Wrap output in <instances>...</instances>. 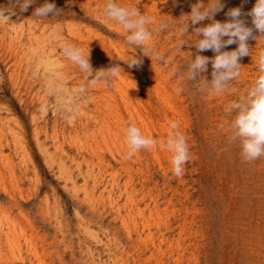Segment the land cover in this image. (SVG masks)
Instances as JSON below:
<instances>
[{
    "label": "rangeland",
    "instance_id": "rangeland-1",
    "mask_svg": "<svg viewBox=\"0 0 264 264\" xmlns=\"http://www.w3.org/2000/svg\"><path fill=\"white\" fill-rule=\"evenodd\" d=\"M47 2L54 3L62 12L53 17H36L33 15L35 9L45 0H35L26 11L20 9L17 0H0L2 214L10 212L13 223L28 234L38 233L50 246L61 242L62 251L59 248L58 251L64 257L66 255L68 263H107L106 245L113 243L114 237H125L122 224L120 220L114 224L113 216L103 214L106 217L103 218L93 209L84 188L94 190L95 196L99 197L104 187H109L112 167L108 163L117 150L113 139L115 132L124 136L131 121L143 133L153 132V137L159 139V133L167 135L170 122L175 121L180 125L179 131L192 139L190 150L196 159L194 162L189 160L183 167L192 201L203 212L201 228L206 246L201 255L188 251L183 264H264V157L251 163L242 160L239 142L231 143L228 139L230 133L226 125L230 118L225 112L231 101L243 96L252 86L251 79L257 78L255 58L258 51L264 49V44L259 48L249 40L253 59L243 57L241 75L229 85L230 90L212 96L200 93L195 82L187 80L186 65L191 57H195L196 49L190 46L191 42L180 46L175 35V28L188 19L187 16L180 17L190 14L192 6L200 0H189L183 5L172 0L169 6L164 5L163 0H115L117 4L122 3L121 6H134L143 14L154 17L156 23L150 25V29L158 28L161 23L170 25L153 34L152 45L164 59L152 61L144 56L139 68H129L125 63L135 49L127 45L125 37L128 33L117 22L108 20L97 10L90 13L83 10L80 0ZM90 2L95 9L101 2L105 5L106 0ZM222 3L224 9L214 17L220 22L228 19L225 13L229 8L242 6L246 13L248 8L252 9L255 0H222ZM103 5L100 7L104 8ZM74 24L80 26L81 33L86 26L102 33L111 48L115 46L118 50L112 48L117 63L132 73V81L140 88L142 95L130 92V103L122 102L118 96L124 121L118 123L117 118L105 110L100 99L103 80L92 87L86 81L83 95L78 94L81 92L79 82L71 78L75 75L84 80L86 74L66 68L65 59H60L53 67L55 72L47 71L45 75L42 67L36 72L35 65L27 60L26 56L34 51L43 54V47H47L43 55L49 53L48 43L58 39L56 26H62V32L68 36L69 28ZM184 39L193 42L197 39L193 35V26L189 27V35ZM236 47L233 44L225 50ZM120 49L124 53L121 54ZM136 53L141 55L138 50ZM200 54L215 55L212 51ZM211 70L209 64L208 72L202 74L208 80L212 78ZM154 72H158L157 77ZM181 75L185 79L181 80ZM64 82L70 94L63 92ZM115 85L116 82L109 79L106 87L114 91ZM156 86L172 98L169 105L167 103L169 109L165 116L162 113L149 118L141 98L149 95L154 104ZM231 89H235V94ZM57 94L64 98V104L55 100ZM121 144L123 156L127 146L125 142ZM135 160L133 156L131 161ZM164 165L169 163L164 162ZM102 196L104 201L99 209L112 211L108 193L105 191ZM123 202L121 198L119 203ZM6 229L0 222L4 247L9 236ZM24 249L28 251L26 242ZM27 251L25 264L32 261L37 264L36 256ZM192 253L194 256L190 255Z\"/></svg>",
    "mask_w": 264,
    "mask_h": 264
},
{
    "label": "bare ground",
    "instance_id": "bare-ground-1",
    "mask_svg": "<svg viewBox=\"0 0 264 264\" xmlns=\"http://www.w3.org/2000/svg\"><path fill=\"white\" fill-rule=\"evenodd\" d=\"M85 1L80 0V5L83 7V10L89 13L97 10L100 15L104 14L103 8L100 7L103 5L102 2H99L100 4L93 9L91 0L88 2ZM163 1L164 5L169 6L172 0ZM188 2L189 0H178L177 4L183 5ZM119 5H122V3ZM250 10L251 8H248L247 12ZM245 19L250 26L251 17L246 16ZM54 29L58 39L55 42L48 43L49 53L46 56L43 54L45 51L47 52V47H43V54L42 52L34 51L30 56H26L27 60L32 65H35L36 72L40 70L39 67H42L44 75L47 71L52 74V72H55L53 67L62 58L65 59L66 68L73 69V71L79 70L65 56L63 48L66 44L83 48L85 53L90 51V61L95 70L107 69L112 65H119L115 56L112 54V48L117 50L115 46L111 48L112 45L107 43L105 36L102 33L96 32L93 27L86 26L83 29L84 32L82 30L81 33L80 26L74 24L69 28L68 36L62 32V26L58 25ZM250 42L261 48L264 44V37L260 38L259 42L256 40H250ZM119 51L121 54L124 53L122 49ZM135 54L138 55L135 52L132 55ZM15 58H17V55H15ZM79 72L81 74L83 73L80 70ZM157 74L158 72H154L155 77H157ZM71 79L79 82L80 89L83 88V84L87 81L85 77L84 80H80L79 76L75 75ZM110 80L116 82L115 90H109L106 87L109 79H104L102 84L103 88L100 89V99H102L106 106L105 110L107 112L109 111L111 116H115L119 123V120H125V115L121 111L118 96L122 102H128L131 99L130 92L141 95L142 93H139L141 92L139 90L140 88L132 81V73L122 66L119 74L110 78ZM251 80L254 82L255 78ZM62 84L63 92L70 94L68 92L69 89L67 90L66 82ZM154 89L156 99L154 104L150 101L152 98L149 95H144L141 98L143 99L142 101H145L146 114H148L149 118H155L162 113L165 116V112L169 109L168 105L172 98L167 92H160L157 86ZM83 92H78V94L83 95ZM60 95L57 94L55 100L64 104V98ZM92 96L91 94L90 97ZM104 96L107 100L103 98ZM176 96L179 98V94H176ZM74 107L76 108L75 105ZM164 133H159L160 138L157 139L158 144L152 149L137 152L134 155L136 158L135 161H131V158L127 156V147L123 151V156L121 155V149L119 147L125 141V133L124 136H121V132H115L113 135L117 150L113 153L110 163H108L112 167L109 187H104L99 197L95 196L94 190L87 191V187L84 189L87 192L86 196L90 200L92 208L100 212L102 217L104 216L103 214L113 216L112 222L114 224L120 220L125 237L124 239L114 237L113 243L106 245L108 253L107 263L97 262L89 264H183L184 257L188 251H195L198 255H201L200 253L204 251L206 247L203 244L205 234L201 228L204 222L203 212L192 201L191 187L185 180V176H187L186 171L184 170L183 175L180 177L172 174V165L170 164L172 153L163 147L167 139V135ZM181 133L185 136L188 144L190 153L189 160L194 162L196 158L192 150H190V140L192 141V139L185 132ZM143 134L154 138L153 132ZM164 162H168L169 165L165 166ZM122 180H124V184H121ZM174 182L176 183L175 186L173 185ZM105 191L108 193V199L110 200L112 208V211L109 212L99 209L100 205L103 204L104 198L102 195ZM121 198L124 199L122 204L119 203ZM0 222L7 228L6 230L9 235L6 239L5 247L2 245L0 238V264H25L24 254L27 251V249H24L25 242L27 243L29 253H33L36 256L35 261L37 264H75L74 262H66V255L64 257L60 252V250L62 251L60 248L61 244H59L61 242L50 246L46 240H42L39 237L38 233L31 232L28 234L25 229L13 223L10 212H4L2 214V210H0ZM115 232H117V229ZM115 235L117 234L115 233ZM58 248L60 249L59 251ZM193 253L190 255L192 256ZM32 262L30 264H34Z\"/></svg>",
    "mask_w": 264,
    "mask_h": 264
},
{
    "label": "clouds",
    "instance_id": "clouds-1",
    "mask_svg": "<svg viewBox=\"0 0 264 264\" xmlns=\"http://www.w3.org/2000/svg\"><path fill=\"white\" fill-rule=\"evenodd\" d=\"M21 10L26 11L35 0H17ZM225 5L222 0H200L192 6L188 19L175 28V35L180 46L189 44L195 47V57L186 65V78L195 82L198 91L202 94L218 96L229 91V85L241 75V59L251 56L249 40L259 42L264 37V0H256L252 9L242 11L241 7L229 8L225 15L228 17L224 22L214 19L215 15L223 10ZM62 12L54 3H45L37 7L33 13L36 17L47 18L49 15L56 16ZM103 13L108 20L115 21L128 33L125 37L127 45L137 50L141 55L131 56L125 63L129 68H139L142 57L147 56L153 60H163L164 57L152 45L154 31L167 28L168 23H161L158 28L150 29V25L156 23L155 18L143 14L134 6H121L115 0H106ZM251 17V26L242 17ZM205 20L211 21L203 25ZM201 24L200 27H195ZM193 26V35L197 39L185 40L189 35V27ZM236 44L234 50H225L228 46ZM65 56L75 64L79 70L86 74L88 86L97 85L101 80L115 77L121 71L120 65H112L107 69L95 70L90 61V51L85 53L83 48L66 44L64 45ZM212 51L215 55L208 57L200 53ZM151 52V55L149 54ZM253 59V57H252ZM258 76L252 86L243 96L231 101L225 109L230 118L227 129L230 133L228 139L231 143L239 142L241 158L245 162H254L264 157V49L259 50L255 58ZM211 64V80L203 73L208 72ZM181 80L185 79L181 75ZM84 91V88L80 89ZM235 94V89H231ZM170 131L163 147L172 153L170 164L172 174L180 177L184 172V165L189 162L190 153L185 136L179 131L180 125L171 121ZM223 128L224 125H221ZM125 144L128 148L127 156L132 158L141 150H150L158 144V140L142 133L135 122H129L125 132Z\"/></svg>",
    "mask_w": 264,
    "mask_h": 264
}]
</instances>
